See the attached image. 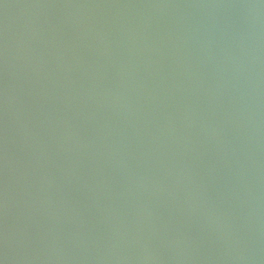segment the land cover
Masks as SVG:
<instances>
[{
	"label": "water",
	"instance_id": "1",
	"mask_svg": "<svg viewBox=\"0 0 264 264\" xmlns=\"http://www.w3.org/2000/svg\"><path fill=\"white\" fill-rule=\"evenodd\" d=\"M0 264H264V0H0Z\"/></svg>",
	"mask_w": 264,
	"mask_h": 264
}]
</instances>
